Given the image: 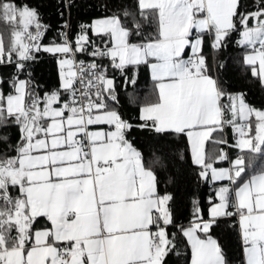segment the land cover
Returning a JSON list of instances; mask_svg holds the SVG:
<instances>
[{"label":"snow or ice","instance_id":"obj_1","mask_svg":"<svg viewBox=\"0 0 264 264\" xmlns=\"http://www.w3.org/2000/svg\"><path fill=\"white\" fill-rule=\"evenodd\" d=\"M60 3L61 17L70 16L75 0ZM114 7L81 25L74 40L65 19L61 40L44 44L50 26L39 8L0 0V21L12 26L7 46L0 36V65L14 69L11 79L0 77V264H167L178 246L168 231L176 222L173 196L160 193L158 174L172 167L164 143L171 134L187 138L200 179L227 181L209 197L207 219L194 200L193 219L179 226L190 264H231L210 234L221 218L238 229L241 264H264V164L257 166L264 160V107L224 88L217 69L227 62L216 58L236 35L242 65L264 89V0L254 10L243 0ZM41 52L57 60V88L45 90L28 71ZM141 66L150 69L154 99L126 93L125 102L139 106L134 123L119 89L136 84ZM134 129L154 137L147 157L131 138ZM210 138L238 154L206 153ZM225 160L230 167L215 166Z\"/></svg>","mask_w":264,"mask_h":264},{"label":"trees","instance_id":"obj_2","mask_svg":"<svg viewBox=\"0 0 264 264\" xmlns=\"http://www.w3.org/2000/svg\"><path fill=\"white\" fill-rule=\"evenodd\" d=\"M17 3L29 2L39 8L43 23L49 25V30L43 37V43L48 44L55 39L57 42L61 40L59 35V28L61 22L67 19L68 14L61 17L62 10L60 0H16ZM249 10H254L259 0H243ZM135 4V0H75V6L71 8V14L68 16L70 26V36L75 39L80 32L79 25L92 23L95 19L104 15H110L116 11L114 5H123L131 8ZM152 31L148 29L147 32ZM12 26L6 25L0 21V36L3 37L5 45L11 41ZM147 32L145 35H147ZM92 37V33H90ZM94 38V37H93ZM238 37L233 36V42H230L228 47L222 50L217 55V61H226L227 66L224 69H217L223 75L225 81L224 88L229 92L246 93L247 102L257 108L264 107V89L261 88L260 81L251 76L250 69L242 65V57L245 54V49L237 46L235 40ZM95 39V38H94ZM211 37H206L205 52L209 53L212 50L207 46L210 43ZM108 64L107 60H104ZM28 71L35 76L38 83L42 85L45 90H50L59 87L60 79L58 75L57 60L51 54L41 52L38 59L32 62V66ZM111 71V69H110ZM135 69H129L128 75L131 76ZM14 74V69L11 66L0 65V77L4 79H11ZM115 75L121 85L124 84V77L118 71ZM21 78H26L22 76ZM5 91L9 90L7 84L4 85ZM121 96V105L132 122H139V106H130L125 102L126 93H135L142 100L154 99L153 95V81L149 75L147 66H141L136 76V84L129 85L126 89H119ZM12 137H17V130H11ZM225 138L229 145L232 142V134L230 128L225 129ZM216 134H213L215 138ZM131 138L137 147L145 149V156L149 155L146 150V144L154 137L152 134L143 130L134 129L131 133ZM164 143L167 145L169 155L172 158V167L166 171L158 174L159 185L158 190L161 194L169 193L173 196L171 206L176 222V227L169 226L170 233L177 235V248L169 254L167 264H189L190 246L187 244L186 238L179 232V226L188 225L189 221L193 219V201H199V206L205 214V219L208 218L207 213L210 208L209 197L214 195L217 187L227 181L211 183L209 180L200 179L196 173L199 168L192 163L190 146L185 136H177L171 134L166 137ZM0 144V148H4ZM224 145L213 144L212 139L206 143V153H218ZM230 158L235 157L238 151L230 147ZM264 164V160H258L257 166ZM216 167H228L230 162L228 160L220 161ZM234 221L231 218H221L217 225H214L211 230V235L217 239L224 251L226 252L231 264H241L243 258L242 246L238 235V229L231 227Z\"/></svg>","mask_w":264,"mask_h":264},{"label":"built area","instance_id":"obj_3","mask_svg":"<svg viewBox=\"0 0 264 264\" xmlns=\"http://www.w3.org/2000/svg\"><path fill=\"white\" fill-rule=\"evenodd\" d=\"M67 20H68V23H69V19H68V16H67ZM64 21L65 20H63L62 22H61V25H63V23H64ZM87 24H90V23H87ZM87 24H80L79 25V28H80V26L81 25H87ZM70 28V27H69ZM67 29V31H68V36H69V38H71V36H70V29ZM81 29V28H80ZM62 29H61V27L59 28V32L61 31ZM89 36L91 37V35H90V33H89ZM71 39H73V38H71ZM74 40V39H73ZM77 59H85V60H88V59H90L89 57H87V56H85L84 54H80V55H78V57H77ZM230 147H224V150L226 151V152H228V154H229V157H230Z\"/></svg>","mask_w":264,"mask_h":264},{"label":"crops","instance_id":"obj_4","mask_svg":"<svg viewBox=\"0 0 264 264\" xmlns=\"http://www.w3.org/2000/svg\"><path fill=\"white\" fill-rule=\"evenodd\" d=\"M149 69V68H148ZM149 75L151 76V72H150V69H149ZM230 131H231V134H232V138H233V140H232V142L230 143V144H234L235 143V136H234V134H233V132H232V130L230 129ZM235 151H238L237 149H235V148H233ZM236 157V156H235ZM235 157H232V159H234ZM228 167H230V166H228ZM220 168H227V167H220ZM211 183H216V182H212L211 180H209ZM187 226V225H186ZM169 229V228H168ZM169 231V230H168ZM190 259H191V249H190V258H189V264H190Z\"/></svg>","mask_w":264,"mask_h":264},{"label":"rangeland","instance_id":"obj_5","mask_svg":"<svg viewBox=\"0 0 264 264\" xmlns=\"http://www.w3.org/2000/svg\"><path fill=\"white\" fill-rule=\"evenodd\" d=\"M214 238V237H213Z\"/></svg>","mask_w":264,"mask_h":264}]
</instances>
